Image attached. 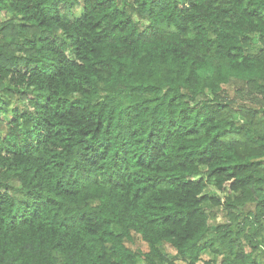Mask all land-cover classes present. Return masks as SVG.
Returning a JSON list of instances; mask_svg holds the SVG:
<instances>
[{"label":"trees","instance_id":"16d2710c","mask_svg":"<svg viewBox=\"0 0 264 264\" xmlns=\"http://www.w3.org/2000/svg\"><path fill=\"white\" fill-rule=\"evenodd\" d=\"M0 15V264H264V0Z\"/></svg>","mask_w":264,"mask_h":264},{"label":"rangeland","instance_id":"374dc122","mask_svg":"<svg viewBox=\"0 0 264 264\" xmlns=\"http://www.w3.org/2000/svg\"><path fill=\"white\" fill-rule=\"evenodd\" d=\"M6 17H4V16H1L0 15V19L1 20H3V19H5ZM220 220V219H219ZM161 249H162V251L166 254V256L169 258V259H177L178 258V256H177V253H176V251L175 250H173V249H171L169 246H162L161 247ZM203 259L205 260V261H211V262H218V263H220V259H218L216 256H215V254H213V253H210V252H207V253H205L204 255H203ZM180 264H187V263H180Z\"/></svg>","mask_w":264,"mask_h":264}]
</instances>
